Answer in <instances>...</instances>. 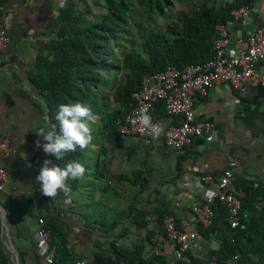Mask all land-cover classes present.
Masks as SVG:
<instances>
[{
	"label": "crops",
	"instance_id": "0c3cea01",
	"mask_svg": "<svg viewBox=\"0 0 264 264\" xmlns=\"http://www.w3.org/2000/svg\"><path fill=\"white\" fill-rule=\"evenodd\" d=\"M58 2L9 0L0 15L10 37L0 57V141L8 139L16 148L4 160L8 183L0 191V208L7 214L0 212V252L10 264H46L37 254V220L43 218L53 264H90L98 253L109 256L112 244L118 249L143 246L145 260L162 254L169 262L168 243L158 249L151 242L159 233L160 207L168 210L181 228L193 230L192 206L219 190L216 183L230 161L238 164L237 178L264 188V87H249L238 94L221 84L211 88L206 98L196 96L194 120L215 124L216 138L212 143L196 138L180 151L169 149L162 135L146 143L137 136L106 131L95 116L91 144L84 150L77 147L76 159L86 166L84 177L68 181L69 193L46 197L35 177L45 159L54 161L34 146L41 139L37 130L49 123L30 74L35 71L37 57L48 53L55 38ZM253 6L258 12L248 20L245 32L264 20V0H255ZM237 28L229 27L230 36ZM256 70L264 75V61ZM160 121L165 122V129L179 119L164 114ZM205 174L213 176L215 184L198 188L196 180ZM130 208L147 213V229L131 222L134 212ZM149 231L154 232L150 242ZM218 247L213 236L204 239L199 235L188 252L206 259Z\"/></svg>",
	"mask_w": 264,
	"mask_h": 264
},
{
	"label": "trees",
	"instance_id": "16d2710c",
	"mask_svg": "<svg viewBox=\"0 0 264 264\" xmlns=\"http://www.w3.org/2000/svg\"><path fill=\"white\" fill-rule=\"evenodd\" d=\"M189 4L181 14L178 25L159 27L173 0H104L99 4L101 14L93 13L84 0H62L56 4L55 38L48 53L36 59L30 79L48 110V123L56 125L58 106L81 102L89 105L94 116L106 131L116 130V121L125 120L134 106L132 94L139 89L145 75L162 71L166 66L182 69L190 64L204 63L213 56V45L218 38L216 27L230 19L232 10L253 5L255 0H177ZM9 0H0L6 7ZM160 111V112H158ZM155 112V113H153ZM150 115L166 114L164 105L158 104ZM167 115V114H166ZM78 152H70L64 160L54 164L64 167ZM232 190L240 199V224L231 229L226 210L216 202L215 218L211 227L196 225L204 239L211 236L219 244L206 259L185 253L178 264H258L264 261V188L259 183L234 177ZM131 213V222L139 229H147V213ZM172 215L160 207L157 222L162 232V220ZM173 216V215H172ZM179 227V222L176 219ZM59 233V232H58ZM153 231L147 235L151 241ZM52 237H55L56 231ZM64 242V240H63ZM143 246L134 249L117 248L112 244L109 256L96 254L90 264H167L162 254L145 260ZM0 264H10L0 252Z\"/></svg>",
	"mask_w": 264,
	"mask_h": 264
},
{
	"label": "built area",
	"instance_id": "2783aa9c",
	"mask_svg": "<svg viewBox=\"0 0 264 264\" xmlns=\"http://www.w3.org/2000/svg\"><path fill=\"white\" fill-rule=\"evenodd\" d=\"M0 6V15L4 12ZM258 11L253 5H243L231 11L230 19L216 27L218 38L213 45V56L204 63L190 64L182 69L166 66L162 71L145 75L138 90L132 94L134 106L125 120L116 121V131L123 136L132 135L142 138L146 143L153 139L150 131L145 130L135 119L137 111L146 108L151 114L158 104H163L169 117L179 119L178 123L168 125L162 134L165 145L180 151L190 147L194 139L204 137L212 143L216 138V126L210 122L194 120V100L196 96L206 98L211 88L226 84L238 94H244L249 87H264V75L256 70V65L264 61V20L254 30L245 32L248 20ZM237 25L233 37L229 27ZM10 43L2 22L0 21V57ZM153 122H156L153 118ZM16 152L8 139L0 141V191L8 183L4 160ZM238 167L236 161H230L217 181L219 190L208 195L205 201L192 206L191 214L195 225L204 228L212 226L215 218L216 202L226 210L225 220L231 229L240 224V199L232 190V181ZM215 184L213 176L205 174L196 180L198 188ZM231 188V189H229ZM40 229L37 254L45 259L46 264H53L54 254L50 251L45 220L38 218ZM199 235L193 230H184L176 224V218L166 215L162 220V232L155 234L152 243L161 249L168 243L171 260L167 264H178L184 260ZM232 264H239L238 257L232 258ZM241 264H251L244 262ZM258 264H264L260 262Z\"/></svg>",
	"mask_w": 264,
	"mask_h": 264
},
{
	"label": "clouds",
	"instance_id": "9594fccd",
	"mask_svg": "<svg viewBox=\"0 0 264 264\" xmlns=\"http://www.w3.org/2000/svg\"><path fill=\"white\" fill-rule=\"evenodd\" d=\"M65 5L66 0H62L61 6ZM55 119L58 122V130L56 125L51 124L37 130L36 135L41 139L34 142L36 148L42 149L56 160H64L65 155L76 152L77 147L81 150L89 147L93 140V124L96 122L89 105L81 102L60 104ZM135 119L140 126L150 131L153 140H158L163 134L165 122L160 120L153 122V117L146 108L139 109ZM85 172L86 166L79 159L69 160L64 167L45 159L35 180L44 196L54 198L58 193H69L71 188L68 181L82 179ZM0 212L5 216L7 214L2 208ZM81 264H87V261H82Z\"/></svg>",
	"mask_w": 264,
	"mask_h": 264
},
{
	"label": "rangeland",
	"instance_id": "374dc122",
	"mask_svg": "<svg viewBox=\"0 0 264 264\" xmlns=\"http://www.w3.org/2000/svg\"><path fill=\"white\" fill-rule=\"evenodd\" d=\"M185 3V2H184ZM182 2H179L177 0H173L172 6L167 9L166 11V16L164 20L159 21V27L163 29L166 24H174L178 25L180 20H181V14L188 10L190 5L189 4H184ZM90 7L92 8V12L95 13L97 16L101 14V9L99 7V4H104L103 2H88Z\"/></svg>",
	"mask_w": 264,
	"mask_h": 264
},
{
	"label": "water",
	"instance_id": "95a60500",
	"mask_svg": "<svg viewBox=\"0 0 264 264\" xmlns=\"http://www.w3.org/2000/svg\"><path fill=\"white\" fill-rule=\"evenodd\" d=\"M46 115L48 116V110L46 111Z\"/></svg>",
	"mask_w": 264,
	"mask_h": 264
}]
</instances>
